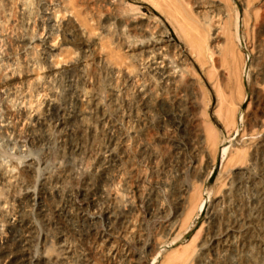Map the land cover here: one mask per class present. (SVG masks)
I'll return each mask as SVG.
<instances>
[{"label":"rangeland","instance_id":"374dc122","mask_svg":"<svg viewBox=\"0 0 264 264\" xmlns=\"http://www.w3.org/2000/svg\"><path fill=\"white\" fill-rule=\"evenodd\" d=\"M27 1H0V160L38 167L0 264H264V0Z\"/></svg>","mask_w":264,"mask_h":264},{"label":"bare ground","instance_id":"6f19581e","mask_svg":"<svg viewBox=\"0 0 264 264\" xmlns=\"http://www.w3.org/2000/svg\"><path fill=\"white\" fill-rule=\"evenodd\" d=\"M0 1H2V0H0ZM7 1H9L10 3H11V9H14V8H16L17 10H20V12H21V14L22 15H24V21L23 22H25V20L27 19V21L29 20V15H30V7H29V2L27 1V0H7ZM82 1V0H81ZM89 1V0H88ZM180 1V0H179ZM58 3V2H57ZM69 3V2H68ZM8 4V3H7ZM39 4V3H38ZM179 4V3H178ZM206 5V4H205ZM62 6V5H61ZM8 7V6H7ZM86 7V6H85ZM175 8V7H174ZM187 8V7H186ZM46 9V8H45ZM75 9V8H74ZM189 10V9H188ZM49 12V11H48ZM204 13V12H203ZM20 14V15H21ZM214 14V13H213ZM255 15V14H254ZM33 17V16H32ZM80 17V16H79ZM83 18H84V16H82ZM6 20V19H5ZM44 21V20H43ZM98 21V20H97ZM27 24H28V22H27ZM40 24V23H39ZM88 24V23H87ZM23 25V24H22ZM27 26V25H26ZM48 27V26H47ZM238 27V26H237ZM1 29H2V27H1ZM11 29V28H10ZM196 29V28H195ZM94 31V30H93ZM147 31V30H146ZM7 32V31H6ZM5 32V33H6ZM18 32H19V30H18ZM29 32V31H28ZM238 33V32H237ZM14 37V36H13ZM17 37V36H16ZM49 39V38H48ZM91 39V38H90ZM20 41V40H19ZM76 42H77V40H76ZM102 42V41H101ZM263 42V41H262ZM82 44V43H81ZM104 45V44H103ZM106 46H107V44H106ZM146 46V45H145ZM39 47V46H38ZM37 48V47H36ZM106 48V47H105ZM156 48V47H155ZM45 50V49H44ZM110 50V49H109ZM65 51H67V50H65ZM49 52V51H48ZM222 54V53H221ZM32 55V54H31ZM30 55V56H31ZM65 55V54H64ZM110 56H112V55H110ZM114 56V55H113ZM212 56V55H211ZM40 57V56H39ZM115 57V56H114ZM116 59V58H115ZM210 59V58H209ZM222 59V58H221ZM228 59V58H227ZM29 60V59H28ZM36 60V59H35ZM119 60H120V58H119ZM39 61V60H38ZM225 62V61H224ZM223 62V63H224ZM34 63V62H33ZM32 63V64H33ZM30 64V63H29ZM117 64V63H116ZM24 65V64H23ZM143 65V64H142ZM223 65V64H222ZM10 66V65H9ZM62 66V65H61ZM153 66V65H152ZM154 68H153V72H157V74H159L160 75V77L162 78V79H164V80H167L168 81V83H169V81L171 80V74H169V73H167V71H164V70H161L159 67H157V63H154ZM161 66V65H160ZM5 67V66H4ZM11 67V66H10ZM15 67V66H14ZM24 67V66H23ZM9 68V67H8ZM70 68V67H69ZM60 69H62V68H60ZM84 69V68H83ZM148 69V68H147ZM259 69V68H258ZM56 69H54V68H52V69H50V71L51 72H54ZM63 70V69H62ZM236 70V69H235ZM6 71V70H5ZM93 71V70H92ZM105 71V70H104ZM57 72V71H56ZM65 72V71H64ZM80 72V71H79ZM150 73V72H149ZM56 74V73H55ZM166 75V76H165ZM236 75V74H235ZM234 75V76H235ZM11 76V75H10ZM67 76V75H66ZM86 76V75H85ZM165 76V77H164ZM237 77V76H236ZM5 78H7V77H5ZM33 79V78H32ZM212 79V78H211ZM125 80V79H124ZM34 81V80H33ZM97 81V80H96ZM242 81V80H241ZM175 82V81H174ZM71 83V82H70ZM141 83V82H140ZM21 84H24V85H26L27 84V86H28V88H35V87H39L40 85L42 86L43 84L41 83V81H35V82H22ZM131 84V83H130ZM18 88V89H17ZM17 88L15 87V88H13V90H14V92L12 93L14 96H16L18 93H19V91H20V86H17ZM136 88V87H135ZM133 89V88H132ZM75 92V91H74ZM149 92V91H148ZM232 92V91H231ZM38 93V92H37ZM42 94V93H41ZM26 95V94H25ZM38 95V94H37ZM239 95V94H238ZM35 96V95H34ZM241 96V95H240ZM239 96V97H240ZM38 97V96H37ZM37 97H36V99H37ZM133 97H134V95H133ZM220 97V96H219ZM41 98V97H40ZM77 98V97H76ZM143 98V97H142ZM241 98V97H240ZM43 99V98H42ZM108 99V98H107ZM145 99V98H144ZM237 99V98H236ZM34 100V99H33ZM42 101V100H41ZM45 101V100H44ZM184 101V100H183ZM16 102V101H15ZM35 102V101H34ZM223 102V101H222ZM228 102H229V100H228ZM43 103V102H42ZM95 103V102H94ZM148 103H149V101H148ZM230 103V102H229ZM33 104V103H32ZM41 104V103H40ZM48 104V103H47ZM46 104V105H47ZM34 105V104H33ZM233 105V104H232ZM40 106V105H39ZM91 106V105H90ZM167 106V105H166ZM159 107V106H158ZM227 107H229V105L227 106ZM232 108H234L233 106H232ZM30 109V108H29ZM11 110V109H10ZM91 110V109H90ZM38 111V110H37ZM176 111V110H175ZM228 111V110H227ZM233 111V110H232ZM256 111V110H255ZM257 112V111H256ZM21 113V112H20ZM258 113V112H257ZM247 114V113H246ZM28 115V114H27ZM32 115V114H31ZM91 115V114H90ZM263 115V114H262ZM23 116V115H22ZM25 116V115H24ZM61 116V115H60ZM87 116H88V110H86V108H85V106L83 105L82 106V109H81V111H80V113H79V125H80V130L82 131V132H85V130L88 128L87 127ZM228 116V115H227ZM232 116H233V113H232ZM201 117H202V115H201ZM5 118V117H4ZM18 118V117H17ZM23 118V117H22ZM205 118V117H204ZM227 118V117H226ZM232 119V118H231ZM14 120H16L15 118H14ZM225 120V119H224ZM227 120V119H226ZM25 121L26 120H24V123H25ZM74 121V120H73ZM72 121V122H73ZM89 121V120H88ZM127 121V120H126ZM95 122V121H94ZM243 122V121H242ZM6 123V122H5ZM27 123V122H26ZM233 123V122H232ZM4 124V123H3ZM28 124V123H27ZM97 124V123H96ZM9 125V124H8ZM132 125V124H131ZM206 125V124H205ZM210 125V124H209ZM4 126V125H3ZM59 126V125H58ZM92 128L91 129H93L95 132H97V125H90ZM21 127H22V125H21ZM20 127V128H21ZM205 127V126H204ZM10 128V127H9ZM19 128V129H20ZM57 128V127H56ZM207 128V127H206ZM11 129V128H10ZM233 129V128H232ZM17 130V129H16ZM205 130V129H204ZM208 130H210V129H208ZM7 131V130H6ZM236 131V130H235ZM14 132V131H13ZM100 132V131H99ZM206 132H207V130H206ZM214 132V131H213ZM3 133H5V131L3 132ZM160 133H161V131H160ZM208 133V132H207ZM6 134V133H5ZM65 134V133H64ZM97 134V133H96ZM101 134V133H100ZM209 134V133H208ZM216 134V133H215ZM79 135V134H78ZM207 135V134H206ZM210 135V134H209ZM213 135H214V133H213ZM217 135V134H216ZM70 136V135H69ZM94 136V135H93ZM100 136V135H99ZM110 136V135H109ZM140 136V135H139ZM214 138L216 137V136H213ZM150 138V137H149ZM205 138H206V136H205ZM214 138H213V140L212 141H214ZM82 139V138H81ZM91 139V138H90ZM99 139V138H98ZM208 139V138H207ZM2 141V140H1ZM82 141V140H81ZM109 141V140H108ZM207 141V140H206ZM209 141V140H208ZM216 141H217V139H216ZM107 143V142H106ZM98 144V143H97ZM237 144V143H236ZM71 146V145H70ZM97 146V145H96ZM152 146V145H151ZM67 147V146H66ZM113 147V146H112ZM131 148V147H130ZM214 148V147H213ZM13 149V148H12ZM19 149V148H18ZM45 149V148H44ZM150 149V148H149ZM208 149V148H207ZM146 150V149H145ZM213 151V150H212ZM18 152V151H17ZM20 152V151H19ZM103 152V151H102ZM105 152V151H104ZM150 152V151H149ZM152 152V151H151ZM226 152H227V146H224L223 148H221L220 150H219V154H220V156H224L225 154H226ZM23 155H21L20 154V156H26V152H24L23 151ZM28 154V153H27ZM76 154V153H75ZM105 154V153H104ZM31 155V154H30ZM34 155V154H33ZM94 155H96V153L94 154ZM164 155V154H163ZM254 155V154H253ZM13 156V155H12ZM35 156V155H34ZM89 156V155H88ZM2 157V156H1ZM4 157V156H3ZM8 157V156H7ZM14 157V156H13ZM35 157H37V156H35ZM35 157H31V156H26V157H24V158H22V159H16L17 161H14V162H8V163H2L1 162V160H0V216H2L3 218H5L6 216H9L8 214H7V207H6V204H7V201L6 200H8V198L10 197V195H11V192H13V190L16 188V187H19V186H23V184H24V176H25V174L26 175H28V176H30V177H32V176H34V174H35V170H36V167H38L37 165H38V162H37V160H36V158ZM19 158V157H18ZM44 158V157H43ZM97 158H98V156H97ZM3 159V158H2ZM8 159H10V158H8ZM11 160H13V159H11ZM90 160V159H89ZM149 160V159H148ZM230 160V159H229ZM4 161V160H3ZM6 161V160H5ZM100 161H101V159H100ZM40 164V163H39ZM57 166V165H56ZM115 166V165H114ZM40 167V166H39ZM62 168V167H61ZM53 169V168H52ZM117 169V168H116ZM40 170V169H39ZM38 170V171H39ZM52 171V170H51ZM51 171H48V172H46L45 174H43L42 176H41V174H40V176H41V178H40V176L38 175H36V179L34 178V180H36L37 181V179H39L38 180V182H40V186H41V189H43V190H48L50 193H52L53 191H57V189H58V182H59V180H60V177H58L57 175L55 176V175H53V172H51ZM57 171V170H56ZM41 172V171H40ZM38 173V172H37ZM115 173V172H114ZM200 173V172H199ZM208 173V172H207ZM211 173H212V170H210V172L208 173V176H207V174H206V176L207 177H209L210 175H211ZM64 176V175H63ZM136 176V175H135ZM122 178V177H121ZM59 179V180H58ZM63 181V180H62ZM87 181V180H86ZM92 182V181H91ZM37 184V183H36ZM31 185V184H30ZM114 185V184H113ZM63 186V185H62ZM95 186V185H94ZM26 187V186H25ZM32 187V186H31ZM92 187V186H91ZM60 188V187H59ZM27 190V189H26ZM24 192V191H23ZM26 192V191H25ZM43 192V191H42ZM14 193V192H13ZM27 196H28V198H30V199H32L33 200V202H34V200L37 198L38 199V194L36 193V188L35 187H33L32 189L29 187L28 188V190H27ZM183 193V192H182ZM85 195V194H84ZM151 195V194H150ZM102 196V195H101ZM15 198V197H14ZM13 198V199H14ZM17 198H19V197H17ZM37 199H36V201H37ZM28 201V200H27ZM32 202V201H31ZM43 202V201H42ZM194 203V202H193ZM262 203V202H261ZM11 204V203H10ZM35 204V203H34ZM93 204V203H92ZM188 204V203H187ZM196 204V203H195ZM15 205V204H14ZM193 205V204H192ZM204 205H205V201L203 200V199H201L195 206H196V208H198L199 206H201L202 208L204 207ZM93 206V205H92ZM194 206V205H193ZM194 206V207H195ZM75 209V208H74ZM165 210V209H164ZM259 210V209H258ZM186 211V210H185ZM188 212V211H187ZM18 213V212H17ZM21 213V212H20ZM76 213V212H75ZM112 213V212H111ZM151 213H152V211H151ZM10 214V213H9ZM61 214V213H60ZM137 214V213H136ZM32 216V215H31ZM187 216V215H186ZM190 216V215H189ZM33 217V216H32ZM114 217V216H113ZM42 218V217H41ZM8 219V218H7ZM239 219V218H238ZM17 221V220H16ZM6 223V222H5ZM11 223V222H10ZM1 224V223H0ZM28 224V223H27ZM26 224V225H27ZM264 224V223H263ZM25 225V224H24ZM28 227H30V226H28ZM182 227H184V226H182ZM181 227V228H182ZM22 228V227H21ZM263 228V227H262ZM184 229H186V228H184ZM9 230V229H8ZM156 231V230H155ZM38 232V231H37ZM183 232V231H182ZM16 233V232H15ZM180 234H182V233H180ZM16 235V234H15ZM179 235V234H178ZM18 236V235H17ZM16 236V237H17ZM41 236V235H40ZM132 236V235H131ZM182 236H184V235H182ZM66 237V236H65ZM231 237V236H230ZM26 239L27 238H25V241H26ZM176 239V238H175ZM174 239V240H175ZM13 240V239H12ZM20 240H22V239H20ZM105 240V239H104ZM14 241H15V239H14ZM3 242V241H2ZM142 242V241H141ZM174 242V241H173ZM232 242V241H231ZM4 243V242H3ZM9 243V242H8ZM8 243H7V245H8ZM20 244L21 243H19V246H20ZM22 244H23V242H22ZM66 245V244H65ZM73 245V244H72ZM263 245V244H262ZM2 246H4V244L2 245ZM17 246V245H16ZM64 246V245H63ZM65 248V247H64ZM1 249V248H0ZM16 249H17V247H16ZM19 249V248H18ZM73 249V248H72ZM81 249V248H80ZM3 250V249H2ZM6 250V249H5ZM23 250V249H22ZM26 250V249H25ZM188 251V250H187ZM14 252V251H13ZM65 252V254L66 253H68L66 250L64 251ZM157 252V251H156ZM19 253V252H18ZM77 253V252H76ZM7 254V253H6ZM27 254V253H26ZM25 254V255H26ZM87 254V253H86ZM109 254V253H108ZM186 254V253H185ZM184 254V255H185ZM193 254V253H192ZM1 255V254H0ZM24 255V256H25ZM181 255V254H180ZM183 255V254H182ZM182 255H181V257H182ZM2 256V255H1ZM40 256V255H39ZM45 257V256H44ZM180 257V258H181ZM33 258H34V256H33ZM39 258V257H38ZM179 258V257H178ZM178 258L176 259V260H178ZM179 258V259H180ZM25 259V258H24ZM5 260V259H4ZM12 260H14V259H12ZM31 260H32V258H31ZM186 261V260H185ZM226 261V260H225ZM16 262V261H15ZM187 262H188V260H187ZM29 263V262H28ZM20 264V263H19ZM31 264V263H30Z\"/></svg>","mask_w":264,"mask_h":264}]
</instances>
